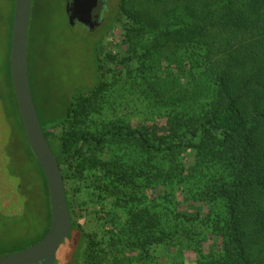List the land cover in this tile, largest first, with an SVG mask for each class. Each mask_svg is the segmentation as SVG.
<instances>
[{
    "label": "trees",
    "instance_id": "obj_1",
    "mask_svg": "<svg viewBox=\"0 0 264 264\" xmlns=\"http://www.w3.org/2000/svg\"><path fill=\"white\" fill-rule=\"evenodd\" d=\"M116 1L94 49L97 82L57 108L35 85L30 41L41 6L32 2L28 71L64 179L67 263L264 264V0ZM14 4L0 92V178L18 209L2 214L15 217L24 203L5 148L13 141L42 183L48 225L27 246L0 247V258L40 241L51 221L48 182L11 81Z\"/></svg>",
    "mask_w": 264,
    "mask_h": 264
},
{
    "label": "rangeland",
    "instance_id": "obj_2",
    "mask_svg": "<svg viewBox=\"0 0 264 264\" xmlns=\"http://www.w3.org/2000/svg\"><path fill=\"white\" fill-rule=\"evenodd\" d=\"M116 2V0H111L108 6L113 8ZM65 4V0H40V15L35 20L32 17L35 36L34 40L30 41V49L31 64L35 72V85L38 88L37 93H45L51 100V105L56 108L61 107L72 93L89 88L97 82L94 49L100 35L105 32L103 29L105 23H102L103 26L99 27L100 29L98 28L99 35L74 31L68 23ZM10 13L11 0H0L1 93L6 90L4 72L9 47ZM110 37H113V34L108 35V39ZM171 68L176 71L175 64H172ZM164 73H159L158 77L162 78ZM165 77L167 78V75ZM148 81L150 80L148 79ZM147 83V80L141 82V84ZM130 95H134L132 98L136 102L137 92L134 91ZM126 98H130V96L126 95ZM11 143V145L8 143V148H5L10 158L11 172L18 176L16 179L21 182L19 190L24 203L22 213L15 217L2 214L3 209L17 210L18 202H15L16 194L11 186L1 175L0 247H6L9 250L14 247L27 246L39 239L45 233L48 225V203L42 183L32 163L28 161L25 149L13 141ZM6 152L3 149V153L6 154ZM69 248L70 241L67 237L57 251L56 264H68L66 260ZM69 264L75 263L72 261Z\"/></svg>",
    "mask_w": 264,
    "mask_h": 264
},
{
    "label": "water",
    "instance_id": "obj_3",
    "mask_svg": "<svg viewBox=\"0 0 264 264\" xmlns=\"http://www.w3.org/2000/svg\"><path fill=\"white\" fill-rule=\"evenodd\" d=\"M33 0H15L10 72L12 86L26 137L45 173L51 201L47 234L37 243L0 258V264H56V255L72 230L63 175L37 113L28 71V32ZM68 23L79 33L95 32L109 11L108 0H65Z\"/></svg>",
    "mask_w": 264,
    "mask_h": 264
},
{
    "label": "flooded vegetation",
    "instance_id": "obj_4",
    "mask_svg": "<svg viewBox=\"0 0 264 264\" xmlns=\"http://www.w3.org/2000/svg\"><path fill=\"white\" fill-rule=\"evenodd\" d=\"M108 2H109V0H108ZM0 157H1V153H0ZM1 163V162H0Z\"/></svg>",
    "mask_w": 264,
    "mask_h": 264
}]
</instances>
